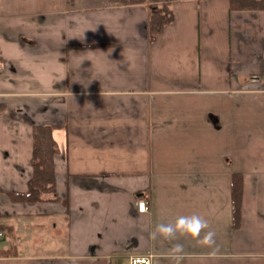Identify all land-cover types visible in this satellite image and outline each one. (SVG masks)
I'll use <instances>...</instances> for the list:
<instances>
[{
	"label": "crops",
	"instance_id": "crops-1",
	"mask_svg": "<svg viewBox=\"0 0 264 264\" xmlns=\"http://www.w3.org/2000/svg\"><path fill=\"white\" fill-rule=\"evenodd\" d=\"M150 1L173 13L155 39ZM41 125L57 144V198L15 202ZM191 215L215 232V254L191 237L153 238ZM0 225V264H174L176 243L181 264H264V10L0 0Z\"/></svg>",
	"mask_w": 264,
	"mask_h": 264
},
{
	"label": "trees",
	"instance_id": "trees-1",
	"mask_svg": "<svg viewBox=\"0 0 264 264\" xmlns=\"http://www.w3.org/2000/svg\"><path fill=\"white\" fill-rule=\"evenodd\" d=\"M72 3V0H69ZM124 5H144L148 0H121ZM231 10H264V0H230ZM173 21V13L167 2L150 1L149 30L151 39H155ZM33 152L31 164L33 175L24 193L13 194L12 199L19 203H38L43 195L52 194L57 198L54 179V157L57 144L53 138V127L41 125L33 130ZM243 194L242 174L232 175V200L234 219L239 221ZM7 227L0 225V233ZM8 251L0 250V256L7 257Z\"/></svg>",
	"mask_w": 264,
	"mask_h": 264
},
{
	"label": "clouds",
	"instance_id": "clouds-1",
	"mask_svg": "<svg viewBox=\"0 0 264 264\" xmlns=\"http://www.w3.org/2000/svg\"><path fill=\"white\" fill-rule=\"evenodd\" d=\"M208 227V223L198 215L179 216L174 223H158L152 236L153 238L160 236L168 241L176 240L178 234L182 237H191L199 245L213 248L212 254H215L216 234L214 231H205ZM170 258L174 261V264H181L184 259L182 244L176 243L173 245Z\"/></svg>",
	"mask_w": 264,
	"mask_h": 264
},
{
	"label": "built area",
	"instance_id": "built-area-1",
	"mask_svg": "<svg viewBox=\"0 0 264 264\" xmlns=\"http://www.w3.org/2000/svg\"><path fill=\"white\" fill-rule=\"evenodd\" d=\"M137 208L140 213H145L148 211V202L145 197H139L136 200ZM1 235V234H0ZM154 255L149 254L146 256L131 257L127 264H154L153 263Z\"/></svg>",
	"mask_w": 264,
	"mask_h": 264
},
{
	"label": "rangeland",
	"instance_id": "rangeland-1",
	"mask_svg": "<svg viewBox=\"0 0 264 264\" xmlns=\"http://www.w3.org/2000/svg\"><path fill=\"white\" fill-rule=\"evenodd\" d=\"M9 239V238H7L6 237V234L5 233H3L1 236H0V246H3L4 245V243L5 242H7V240ZM12 250V249H11ZM12 252V251H11Z\"/></svg>",
	"mask_w": 264,
	"mask_h": 264
}]
</instances>
